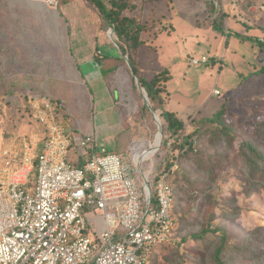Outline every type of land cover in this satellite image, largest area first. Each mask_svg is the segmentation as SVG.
<instances>
[{"label":"rangeland","instance_id":"obj_1","mask_svg":"<svg viewBox=\"0 0 264 264\" xmlns=\"http://www.w3.org/2000/svg\"><path fill=\"white\" fill-rule=\"evenodd\" d=\"M85 1L75 0L60 7L58 0H0V69L8 88L13 91L11 95L0 96V150L11 138L29 134L34 129L26 101L27 95L34 92L39 96H55L65 103L68 115L61 119L71 129L80 134L97 131L98 142L104 143L109 152L136 155L144 171L151 169L156 174L161 173L172 151L163 147L165 131L156 144L160 130L151 109V116L141 117L126 68L112 76L108 83L98 78V71L90 74L89 79L86 72L78 69V64L82 66L97 58V42L110 43L116 39L114 28H103L97 11L89 8ZM125 1L130 6L121 16L133 17L140 23L156 22L145 33L147 43L140 49L141 72L151 78L165 66L171 68L173 79L166 85L170 100L166 107L178 112L185 122L184 133H191L196 127L193 118L211 117L225 103L230 123L250 134L248 123L264 114V74L255 72L264 57L258 45L234 34H217L208 22H211L212 10L207 0ZM151 11L157 20L153 19ZM227 17L232 23L236 16L230 12ZM162 18L174 27L164 29V22L159 23ZM260 20H264V15ZM109 45L107 49L113 47ZM202 56H216V59L211 58L215 62L209 64L190 65L192 57ZM11 82H15L14 88ZM137 84L144 96L138 80ZM216 90L220 94H215ZM143 152L148 154L140 158ZM178 153L176 150L175 155ZM129 163L132 164L130 160ZM189 166L191 164L184 167ZM177 167L174 165V171ZM222 170L226 169L218 170L221 177L215 186L216 193L239 189L242 184L237 176L239 168L231 164L226 176L221 175ZM134 171L138 174V168L134 167ZM165 173H168L169 183L177 189L175 201L181 199L178 212L174 214L179 220L195 200L185 189L178 188L182 180L175 181L174 174ZM252 193L251 196L238 194L237 204L242 214L235 221L229 222L226 211L220 209V217L215 222L223 220L243 236L247 227L264 229V188ZM197 204L204 207L203 202L197 201ZM100 226H103L101 217ZM193 245L195 242L191 247ZM154 250H157L155 258L161 261L164 249L154 247ZM239 263L245 260L240 259Z\"/></svg>","mask_w":264,"mask_h":264},{"label":"built area","instance_id":"obj_2","mask_svg":"<svg viewBox=\"0 0 264 264\" xmlns=\"http://www.w3.org/2000/svg\"><path fill=\"white\" fill-rule=\"evenodd\" d=\"M26 101L34 129L0 150V264H150L154 247L177 242L168 173L156 178L136 155L72 131L50 96L33 92Z\"/></svg>","mask_w":264,"mask_h":264},{"label":"trees","instance_id":"obj_3","mask_svg":"<svg viewBox=\"0 0 264 264\" xmlns=\"http://www.w3.org/2000/svg\"><path fill=\"white\" fill-rule=\"evenodd\" d=\"M74 1L58 0L57 5L68 6ZM85 2L89 8L97 11L102 27L106 30L113 27L116 35L114 42L96 43L98 54L94 60L95 63L93 62V70L99 72L98 78L107 82L122 68H126L132 80V90L139 102L138 110L141 117L151 116L147 102L137 84V80L139 81L148 94L151 109L162 119L163 131L166 133L163 147L172 151V153L169 151L165 166L161 173H157L156 178L169 171V176L174 174V180H182L186 186L180 184L178 188L185 189L187 194L195 200V203L186 210V215L181 216L179 220L176 219L177 242L163 245L162 249L165 251V254H162L163 259L160 261L154 256L150 264H249L254 261L255 264H264L262 226L247 227L243 236L241 232L230 229V225H226L223 220L222 223L215 222L220 209L226 211L225 217L229 222L235 221L242 214L237 204L238 194L251 196L252 192L264 188V114L256 121L248 123L251 132L245 133L230 123L224 103L221 109L211 117L196 120L193 118L192 121L196 127L191 133L185 134V122L178 117L177 113L166 108L168 103L166 85L173 79L171 68L165 66L151 78L144 76L141 72L140 49L147 43L145 33L153 28L156 22L152 20V24L140 23L133 17L121 16L122 12L130 6L125 0H86ZM151 16L155 19L153 11ZM217 19H213L212 26L215 31L223 33V23ZM163 20V18L159 19V23L164 22V29L174 27ZM243 39L258 45L260 52L264 54V37L249 35ZM108 44L114 48L107 49ZM211 58L213 57L208 56L207 64L215 62ZM260 63V68L255 72L264 74V57ZM78 68L83 73L79 64ZM5 79L0 69V88H2L0 96L13 94ZM87 83L89 86V80ZM11 86L14 88L15 82H11ZM51 99L61 103L63 109L66 108L65 103L60 102L61 100L57 97L52 96ZM27 110L30 115L28 106ZM205 138H207L206 143ZM170 141L171 144H169ZM176 150H179L177 155H175ZM186 164L191 166L184 167ZM231 164L239 168L237 176L242 182L241 187L239 189L235 187L232 191L226 189L225 193H216L215 186L221 177L218 175V170L224 167L226 170L225 172L222 170L221 175H229L228 169ZM75 165L81 166L82 162H76ZM174 165L178 166L175 171ZM173 189L172 213L174 215L178 212L181 199L177 198L175 201L177 189L174 186ZM197 201L203 202L204 207L200 208L199 204L196 205ZM153 203L157 205L155 196ZM193 242L195 245L191 247ZM240 259H244L245 263H239Z\"/></svg>","mask_w":264,"mask_h":264},{"label":"crops","instance_id":"obj_4","mask_svg":"<svg viewBox=\"0 0 264 264\" xmlns=\"http://www.w3.org/2000/svg\"><path fill=\"white\" fill-rule=\"evenodd\" d=\"M207 1L208 4L210 5L209 9L212 10L209 17L211 22L210 21L208 22L212 25L213 19L218 18L217 20L223 23V28H224L223 33H226L227 36L234 34L238 36L241 40H244L243 37L249 35L259 36L261 38L264 37V20H260V16L264 15V11L261 10L260 8V4H261L260 0L253 1L251 7L247 6L245 3L240 4L239 7H234V5L232 4V0H207ZM230 12L233 13L234 16H236L234 19H232L233 20L232 23H230L229 18L227 17V15L230 14ZM237 15L239 16L238 19H237L238 17ZM257 15L258 17L255 18ZM213 30L215 31L214 28ZM215 32L219 35L223 34L217 31ZM244 41H248V40H244ZM213 58L216 59V56H213ZM93 62L94 61H86L85 64H87L88 67H86L84 63L81 64L83 67H85L84 69L82 68L83 73L86 72L85 75H88L89 79L92 78V75L90 74H93L97 71V70H93ZM257 70L258 69H256L255 71ZM168 101L170 100L168 99ZM170 111L177 113L178 117H180L178 112L174 110H170ZM66 115H68V111L65 108L63 112V117L65 119H66ZM71 130L75 131L76 133H79L78 130H73V129ZM96 132L93 131L92 133L96 134ZM120 154L125 155L126 153H120Z\"/></svg>","mask_w":264,"mask_h":264},{"label":"water","instance_id":"obj_5","mask_svg":"<svg viewBox=\"0 0 264 264\" xmlns=\"http://www.w3.org/2000/svg\"><path fill=\"white\" fill-rule=\"evenodd\" d=\"M143 92H144V96H145V99H146V102H147V105L148 107L151 109V104H150V101H149V98H148V94L146 92V90L143 88ZM151 112L153 113L154 115V118L155 120L157 121V124H158V127H159V130H160V135H161V139L163 138V127H162V122L160 121V117L158 114H156L155 112H153V110L151 109Z\"/></svg>","mask_w":264,"mask_h":264},{"label":"bare ground","instance_id":"obj_6","mask_svg":"<svg viewBox=\"0 0 264 264\" xmlns=\"http://www.w3.org/2000/svg\"><path fill=\"white\" fill-rule=\"evenodd\" d=\"M160 139H161V135L160 134H158L157 135V138H156V144H159V142H160ZM153 148H154V146H153ZM152 148V149H153ZM148 154V152L145 154V152H143V153H141L140 154V158H143L144 156H146ZM153 156V155H152Z\"/></svg>","mask_w":264,"mask_h":264}]
</instances>
